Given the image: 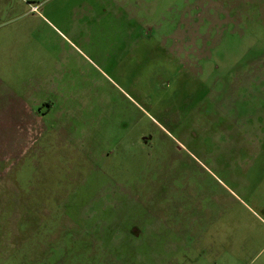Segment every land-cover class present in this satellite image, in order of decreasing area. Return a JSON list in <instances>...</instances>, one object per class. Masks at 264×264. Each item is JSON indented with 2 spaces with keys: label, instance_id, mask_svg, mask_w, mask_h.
I'll return each instance as SVG.
<instances>
[{
  "label": "rangeland",
  "instance_id": "rangeland-1",
  "mask_svg": "<svg viewBox=\"0 0 264 264\" xmlns=\"http://www.w3.org/2000/svg\"><path fill=\"white\" fill-rule=\"evenodd\" d=\"M1 33L49 113L0 164V264L232 261L264 161V0H0Z\"/></svg>",
  "mask_w": 264,
  "mask_h": 264
},
{
  "label": "crops",
  "instance_id": "crops-1",
  "mask_svg": "<svg viewBox=\"0 0 264 264\" xmlns=\"http://www.w3.org/2000/svg\"><path fill=\"white\" fill-rule=\"evenodd\" d=\"M12 35L16 34L1 33L0 45ZM2 51L0 48V164L8 154L17 150L18 143L25 141V136L33 129V120L41 119L46 125V114L49 113L44 112L48 99L33 95L34 85L37 86L36 92L43 91L44 80L39 81L34 74H29V78L26 74L16 75L15 50ZM4 87L10 88L7 95H4ZM45 128L47 131L48 126ZM244 149L260 154L263 151L257 143L240 145L239 150ZM255 167L250 195L255 209L251 208L248 225L239 221L235 226L232 261L218 258L209 264H264V161H259Z\"/></svg>",
  "mask_w": 264,
  "mask_h": 264
}]
</instances>
